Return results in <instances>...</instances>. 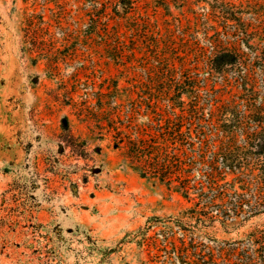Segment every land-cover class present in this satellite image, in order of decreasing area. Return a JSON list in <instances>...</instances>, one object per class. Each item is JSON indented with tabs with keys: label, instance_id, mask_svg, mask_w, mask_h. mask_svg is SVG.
I'll return each instance as SVG.
<instances>
[{
	"label": "rangeland",
	"instance_id": "rangeland-1",
	"mask_svg": "<svg viewBox=\"0 0 264 264\" xmlns=\"http://www.w3.org/2000/svg\"><path fill=\"white\" fill-rule=\"evenodd\" d=\"M208 1L0 0V264L224 260L183 258L160 238L162 246L149 244L151 217L177 218L193 202L141 175L100 127L120 100L111 96L103 110L95 104L100 89L137 95L141 83L146 90L168 84L161 68L148 67L169 45L171 66L229 47L224 34L206 39V23L196 24ZM72 135L84 139L89 158L67 145ZM185 224L189 235L227 245L264 227V213L239 224ZM174 230L179 241L182 232Z\"/></svg>",
	"mask_w": 264,
	"mask_h": 264
},
{
	"label": "trees",
	"instance_id": "trees-1",
	"mask_svg": "<svg viewBox=\"0 0 264 264\" xmlns=\"http://www.w3.org/2000/svg\"><path fill=\"white\" fill-rule=\"evenodd\" d=\"M208 3L209 11L196 14V24L206 23V39L224 34L229 47L171 66L169 45L154 53L157 62L148 67L161 68L166 74L161 82L168 84L158 81L146 90L141 83L137 95L123 94L117 86L100 89L95 104L103 110L106 99L116 96L119 103L100 127H108L141 175L159 179L193 202L177 218H150L145 236L151 246H162L160 238L183 258L219 255L224 260L215 258L214 264H264V227L213 246L189 235L185 224L216 218L239 224L264 213V0ZM75 140L67 145L89 158L84 139ZM176 226L182 232L179 241L172 234Z\"/></svg>",
	"mask_w": 264,
	"mask_h": 264
}]
</instances>
